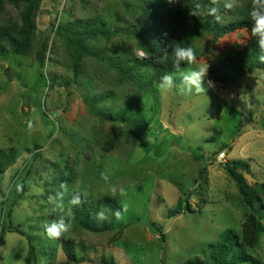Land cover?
I'll use <instances>...</instances> for the list:
<instances>
[{
	"label": "rangeland",
	"instance_id": "obj_1",
	"mask_svg": "<svg viewBox=\"0 0 264 264\" xmlns=\"http://www.w3.org/2000/svg\"><path fill=\"white\" fill-rule=\"evenodd\" d=\"M12 1L19 3L0 0V27H19L24 4ZM36 1L29 48L15 54L0 41V264H25L30 247L31 264H70L62 241L90 249L92 264L102 255L114 264L205 262L222 232L240 237L249 210L225 164L247 163L250 174L238 173L264 203V70L229 85L213 83L208 75L257 45L251 28L221 32V26L250 20L251 0H238L232 10L221 7L220 24L209 16H191L170 27L142 21L139 0ZM76 22L81 31L94 25L108 37L85 40L94 55L82 59L74 78L76 51L68 32L59 30ZM136 25L167 32L172 60L175 44L193 48L196 64L181 69L208 67L206 92L161 88L150 81L148 68L123 75L118 66L130 58L151 62L127 34ZM62 184L68 189L63 213L56 210ZM110 185L124 187L127 194L113 198ZM74 189L93 202L108 197L128 210L114 229L89 232L72 218L68 200ZM179 202L182 213L169 217ZM61 214L72 230L49 238L45 226ZM243 252L248 264H264V230Z\"/></svg>",
	"mask_w": 264,
	"mask_h": 264
},
{
	"label": "trees",
	"instance_id": "obj_2",
	"mask_svg": "<svg viewBox=\"0 0 264 264\" xmlns=\"http://www.w3.org/2000/svg\"><path fill=\"white\" fill-rule=\"evenodd\" d=\"M11 2L15 4L19 3V1L12 0ZM21 2L24 4V10L19 19V27H0V41L7 42L12 52L15 54H22L29 48L36 30L34 19L37 10V1L22 0ZM195 2L196 0H179L177 3H169L168 1L164 3L163 0H139L137 4L142 9V21L150 20L147 23L151 26L155 24L162 26L167 24L170 27L179 23L181 24L185 22V20L190 19L191 16L189 13ZM200 2L204 4L209 3L207 0H200ZM137 25L134 26L132 30H127V34L133 39L137 49L151 57V62H143L139 59L130 58L128 60V65L124 66L122 64L123 66H118V69H120V72L123 73V75L130 76L133 69L148 68L153 72L150 81L152 83H161V78L165 74L177 73L173 66L171 56L166 53L172 43L171 37H164L163 33L166 34L167 32L161 31L159 26H144L141 28ZM251 27L252 21L246 20L221 26V32L225 34L233 33L238 29H249ZM84 29V31H81L80 22H76L70 25V29L66 28L63 30L61 28L59 30L61 33L64 31L68 32L69 36L67 39L76 51V55L73 57L74 78L77 76V69L81 64L82 59L94 55L93 52L88 50L84 43L85 40H95L102 37L107 39L108 37V34L101 31L97 26L93 25L91 27L86 24ZM259 55L260 50L258 46H251L246 52L235 58L230 64L211 69L209 71L208 79L213 83L229 85L231 83H236L238 79L245 74H252L255 70H264V63H261L258 60ZM127 66H130V69L127 70ZM183 66L184 62H181L180 67ZM129 110L131 111L129 115L133 116L135 109L132 105H130ZM225 170L236 184L239 196L241 197L243 204L249 210L248 215L242 224L240 237L232 230L224 231L219 235L217 242L210 245L208 261L204 262L199 258H195L184 264H248L247 256L244 254L243 249L252 248L258 241L259 233L264 230L262 225V221H264L263 199L255 194L256 192H254V189L250 187L246 183L244 177L238 173V170H240L250 174V166L243 161H232L225 164ZM1 174L2 164L0 163V175ZM262 194L264 195V190H262ZM81 200V205H72L71 215L83 229L92 233H102L114 229L115 223L117 225V219L114 213L121 209V206L115 200L105 197L98 202H93L83 196H81ZM181 206V202H179L177 208L170 212L171 214H169V217L173 218L179 216L182 213V209H180ZM101 207L108 210V219L105 221L96 219V213L101 210ZM9 225L11 226V223H9ZM10 229L12 230L10 232H16L20 236L25 237L24 233L18 229ZM2 242L3 239L0 238V246L2 245ZM74 247L80 250V256L76 254ZM61 248L67 262L70 264H92L93 262L88 255L90 249L74 246L68 241H62ZM32 254L33 249L30 247L28 256L25 259V264H31ZM251 261L252 264H258L255 260ZM98 264H114V261L112 257L106 258L105 255H102ZM249 264H251L250 261Z\"/></svg>",
	"mask_w": 264,
	"mask_h": 264
},
{
	"label": "clouds",
	"instance_id": "obj_3",
	"mask_svg": "<svg viewBox=\"0 0 264 264\" xmlns=\"http://www.w3.org/2000/svg\"><path fill=\"white\" fill-rule=\"evenodd\" d=\"M169 3H177L179 0H168ZM238 6V0H209L208 4L201 3L200 0H196L191 8L189 13L190 16L200 17V16H209L214 19L218 24L222 23V14L221 7L223 9L232 10ZM250 20L252 21V27L250 34L255 38L257 46L260 50V55L258 60L261 63H264V0H251V11L249 13ZM174 60L173 66L177 71V74L180 78L179 84L176 83L173 74H165L161 78L160 87L164 89H182L185 92L191 93L195 90L196 93H205L206 89L203 86L204 77L207 75V68L204 67H188L181 69V62L186 63L191 66L196 64L197 57L195 51L191 47H181L179 44H175L172 50ZM27 128L29 133L33 131V123L31 120L28 121ZM102 178L107 181L109 179L108 175L101 173ZM61 188L63 191L58 192L59 203L56 205V210L63 213L64 211V197L67 193V185L62 184ZM22 189V186H18V191ZM112 197L115 198L117 193L120 196H125L126 189L122 186L117 187L116 185H110L109 188ZM86 196V193H81L80 191L74 189L73 193L70 195L68 203L70 205H81V195ZM49 202H52V197H49ZM127 205L122 204L121 209L115 211L114 215L117 220L122 218V214L127 212ZM108 210H99L96 213V219L100 221H105L108 219L107 215ZM72 222L66 220L65 216L61 214L58 219L54 220L52 223L45 226L46 234L49 238L60 239L65 234L69 233L72 230Z\"/></svg>",
	"mask_w": 264,
	"mask_h": 264
},
{
	"label": "water",
	"instance_id": "obj_4",
	"mask_svg": "<svg viewBox=\"0 0 264 264\" xmlns=\"http://www.w3.org/2000/svg\"><path fill=\"white\" fill-rule=\"evenodd\" d=\"M5 76L8 77V78L11 77L10 72L8 70L5 71Z\"/></svg>",
	"mask_w": 264,
	"mask_h": 264
},
{
	"label": "built area",
	"instance_id": "obj_5",
	"mask_svg": "<svg viewBox=\"0 0 264 264\" xmlns=\"http://www.w3.org/2000/svg\"><path fill=\"white\" fill-rule=\"evenodd\" d=\"M220 159H221V160L224 159V153H221V155H220Z\"/></svg>",
	"mask_w": 264,
	"mask_h": 264
}]
</instances>
